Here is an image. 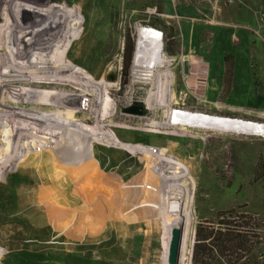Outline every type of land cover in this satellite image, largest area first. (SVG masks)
<instances>
[{
	"label": "rangeland",
	"instance_id": "obj_1",
	"mask_svg": "<svg viewBox=\"0 0 264 264\" xmlns=\"http://www.w3.org/2000/svg\"><path fill=\"white\" fill-rule=\"evenodd\" d=\"M38 1H45L48 6L82 7L83 33L73 44L69 57L96 79H105L112 85L108 95L115 107L107 110L104 123L113 126L124 145L139 150L131 153L95 144V153L104 171L98 168L101 176L111 182L106 173L112 174L125 184L137 176L141 181L147 163L145 151L164 153L168 159L166 175L174 176L176 169L173 168L185 172L183 185L190 187L193 194V213L188 221L192 232L190 264L198 226L217 228L224 220L221 214L229 215L228 219L232 220L236 216H250L255 220L260 227L257 233L262 244L259 250H254L253 261L264 264V134L183 126L171 120L165 108L155 104L144 110L143 115L126 112L127 108L145 104L148 97L156 94V99L174 98L173 102L177 103L174 108L178 110L264 124V0ZM3 2L0 0V13ZM4 23L5 18L0 14V26ZM142 27L162 33L163 57L170 61L168 69L155 64L150 81L143 80L146 77L139 80L133 74L142 40L140 35L145 29ZM127 46H133L128 70L124 60ZM168 52H175L177 56L171 57ZM166 70L171 74L164 91L160 82ZM27 72L30 78L36 77L31 69ZM113 73L114 81L109 78ZM16 77V63L6 62L0 72V114L29 113L38 119L95 126L98 111L95 96L81 94L69 83ZM69 95L80 96L85 105L77 107L73 100H65ZM152 121L172 123L167 129H152L149 127ZM5 125L3 121L1 135L8 129ZM181 128L191 133H182ZM1 139L0 157L6 150L4 138ZM38 153L35 150L33 154ZM29 157L30 163L35 162L32 155ZM50 164L49 170H55L58 181H62L63 170L55 166V161ZM26 166H11L0 176V264H19L22 260L32 264H89L86 260H98L102 264H154L161 234L148 237L144 222L139 225L143 214L140 206H146V201H141L138 208L133 207L131 200L124 201L121 211H125L126 220L115 216L114 223L105 226L101 236L76 237L63 225L56 228L51 222L34 221L23 207L17 210L29 188L27 179H34ZM43 171H40L42 183L53 181ZM150 171L155 173L152 168L151 174ZM152 181L155 193L147 200L149 214L154 205L163 202L156 195L157 190L161 191L159 182ZM116 185L121 188L120 183Z\"/></svg>",
	"mask_w": 264,
	"mask_h": 264
},
{
	"label": "bare ground",
	"instance_id": "obj_2",
	"mask_svg": "<svg viewBox=\"0 0 264 264\" xmlns=\"http://www.w3.org/2000/svg\"><path fill=\"white\" fill-rule=\"evenodd\" d=\"M3 3V11L0 14H3L5 23L0 26V72L6 62H15L17 79L69 83L81 94L95 96L98 107L95 113V126L90 127L73 121L41 117L38 119L35 117L37 115L29 113L20 114L10 111L0 114V129L4 127L3 121L6 124L5 128H8L5 135L0 134V146L1 138H4L6 145L5 154L1 153L0 157V176L6 174L11 166L20 164L27 165V170L34 177L27 179L29 188L21 198L23 202L17 210L23 207L22 210L34 221L51 222L55 227L63 225L67 232L76 237L81 235L85 238L98 237L104 233L105 226L114 223L112 221L115 216H121L126 220L125 211H121V207L127 200H131L133 207L137 206V208L141 205V201H146V206L149 204L147 200H150L152 192L155 193L151 188L154 179L159 182L158 188H161V191L155 188L156 195L160 200L162 198L163 202L158 201L157 205L153 204L150 210L152 215L149 214L146 206H140L143 214L140 213L142 218L139 224L142 225L144 222L148 228L146 231L148 237L154 233L161 234L160 249L154 264H176L170 259V244L172 231L179 228H182L179 264H190L192 232L188 228V221L193 213V194L190 187L186 188L183 185L185 172L173 168L176 169L175 175L169 178L170 176L166 175L168 168L165 163H168V159L165 158V154L152 150L145 151L148 153L144 154L147 163L142 171L144 175L141 181L137 176L125 184L115 178V175L110 176L106 173L110 182L100 174L103 170L95 153V144L113 146L131 153H138L139 150L132 145H124L113 131V126L104 123L109 113L107 110L115 107V103L108 95V89L112 85L105 79H96L69 57L73 44L81 39L83 33L85 19L82 7L76 5L72 7L67 4L48 6L45 1L38 0H4ZM140 37L142 40L141 42L139 40L140 44L138 43L134 65L137 75L153 77L155 64L168 69L170 61L165 59L161 52L162 35L156 30L145 28ZM30 69L36 73V77H29L27 71ZM167 71L164 72L163 81L160 82L161 86L165 87L164 91L171 74ZM2 88L7 89V87ZM18 91H22V88ZM155 97H148L145 104H142L144 110L154 107V104L165 108V114L180 125H201L264 134V124L178 110L174 108L177 105L173 102L174 98L156 99ZM64 99L73 100L77 107L85 105L78 95H69ZM111 113L110 115H113ZM169 121L163 123L152 121L149 127L167 129L169 123H172ZM179 131L191 133L185 128ZM35 150L39 153L33 154ZM19 155L21 158L18 160ZM29 155L34 157L36 164L34 161L30 163ZM51 161H55V166L63 170L62 181H58L57 175L54 174L55 170H49ZM150 168L155 172L150 171L152 175L149 173ZM44 169L53 181L42 183L40 179L43 176L40 171ZM116 183H120L121 188L117 187ZM108 184L112 185V188ZM120 200L123 202L121 203ZM26 205H29L27 209ZM137 219L135 217V220ZM101 224L104 227L101 228Z\"/></svg>",
	"mask_w": 264,
	"mask_h": 264
},
{
	"label": "trees",
	"instance_id": "obj_3",
	"mask_svg": "<svg viewBox=\"0 0 264 264\" xmlns=\"http://www.w3.org/2000/svg\"><path fill=\"white\" fill-rule=\"evenodd\" d=\"M132 51L133 46L125 48L126 70L129 69ZM168 55L177 56L175 52H168ZM221 216H224V220L217 228L204 224L198 226L192 264H258L253 260L254 250H259L262 244L258 240L260 238L257 233L260 229L259 225L250 216H236L237 219L233 218V220L228 219L229 215L221 214ZM254 238L257 241L253 242ZM85 262L102 264L98 260H86ZM19 264L32 263L29 260H22Z\"/></svg>",
	"mask_w": 264,
	"mask_h": 264
},
{
	"label": "water",
	"instance_id": "obj_4",
	"mask_svg": "<svg viewBox=\"0 0 264 264\" xmlns=\"http://www.w3.org/2000/svg\"><path fill=\"white\" fill-rule=\"evenodd\" d=\"M188 68V62H185V70ZM110 80H115L114 73L110 75ZM126 112L136 115L144 114V107L142 105H133L126 109ZM182 247V228L174 229L172 231V239L170 244V259L172 262L179 264Z\"/></svg>",
	"mask_w": 264,
	"mask_h": 264
},
{
	"label": "built area",
	"instance_id": "obj_5",
	"mask_svg": "<svg viewBox=\"0 0 264 264\" xmlns=\"http://www.w3.org/2000/svg\"><path fill=\"white\" fill-rule=\"evenodd\" d=\"M154 12H155V11L153 10L152 13H154ZM147 25H148V24H147ZM144 26H146V25H144ZM142 28H148V27H142ZM152 29H154V28H152ZM154 30H156V29H154ZM156 31H158V30H156ZM158 32H159V31H158ZM159 33L162 35L161 32H159ZM162 44H163V42H162V40H161V49H162ZM161 52H162V56H163L164 51L162 50ZM133 74H134L135 76L137 75V73H135V71H134ZM139 77H146V76H139V75H138V79L141 80V79H143V78H139ZM151 78H153V77H146V79H143V80H148V81H150Z\"/></svg>",
	"mask_w": 264,
	"mask_h": 264
}]
</instances>
